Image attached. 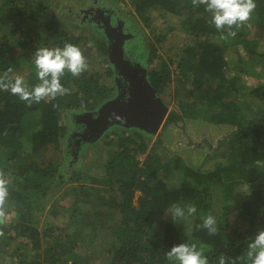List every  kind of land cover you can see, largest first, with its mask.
I'll list each match as a JSON object with an SVG mask.
<instances>
[{"label":"trees","instance_id":"obj_1","mask_svg":"<svg viewBox=\"0 0 264 264\" xmlns=\"http://www.w3.org/2000/svg\"><path fill=\"white\" fill-rule=\"evenodd\" d=\"M57 1L0 0V77L7 74L6 82L10 80L7 72L17 71L25 61L35 72L28 83L31 90L40 83L34 63L36 50L63 48L66 43L77 45L82 39L69 30L64 34V30L52 29L46 34V25L50 24L47 10H52V6H56L54 10L63 8L68 2L62 0V5H58ZM72 1L69 4L77 8L91 4V0ZM255 3L252 19L243 27L233 29L237 35L220 40L221 33L210 23L211 13L203 5L195 7L192 0L134 1L136 11L145 22H150L151 11L163 9L182 16L188 29L199 39L196 46L187 48L179 57L177 80L168 60L162 59L152 69L150 81L159 96L167 104L177 101L179 107L170 113L164 130L176 122L206 117L213 124L235 127V131L220 142L215 157L208 158L216 161L211 170H203L204 164L193 168L183 158H170L157 149L142 159L140 153L147 151L148 142L154 136L140 130L115 128L106 133L103 139L118 130L129 133L113 145L115 150L107 163V179L100 198L107 210L96 211L92 222L94 229L104 230L114 241L108 249L111 264H177L167 259L166 252L181 243L207 247L205 255L209 264H219L222 254L230 260L236 259V264H250L246 258H240L246 252L248 240L264 230V119L252 103L253 99L264 104V87L253 90L249 94L251 100L243 98L247 93L243 76L254 75L255 66L264 62V0H255ZM63 12L62 16L55 17L60 19L55 21V26L62 25L69 16L67 11ZM81 22L78 24L84 26ZM37 26L44 30L37 33ZM20 35L21 47L26 51L18 58L13 55L11 42L14 39L19 42ZM98 45L100 52L108 57L105 40ZM229 51L237 53V60L228 58ZM108 73H114L111 65ZM61 83L70 89V94L33 102L31 106L10 90L0 89V171L8 181V220L0 225L3 232L0 251H7L5 256L10 260L18 254L23 257V252L24 256L27 252L30 256L32 251H37L35 260L29 264H84L75 258V247L80 241L68 229L72 216L61 227L51 224L42 230L38 223L37 227L34 225L46 208L45 203L58 202L63 190L71 182L80 180L76 176L83 167L86 151L75 156L68 150L66 138L70 125L63 123L62 114L70 119L74 111L98 107L113 96L115 88L99 86L97 77H88L85 72L79 77L66 72ZM184 87L189 88L185 95L188 97L197 92L207 94L205 98L189 100L180 94ZM199 103L204 107L200 108ZM208 111L212 113L207 115ZM26 141L32 144L31 155L26 152ZM63 144L67 148L63 162L40 161L47 147L61 149ZM94 145L97 142L87 148ZM173 177H179V186L170 185ZM256 183L250 198L247 189ZM87 201L84 199L82 205ZM173 204L195 205L197 212L175 223L166 214ZM117 214L121 215L119 220H116ZM208 214L216 218L219 227L214 236L198 227ZM233 214L238 215V223L232 221ZM11 248L15 254L10 253Z\"/></svg>","mask_w":264,"mask_h":264},{"label":"rangeland","instance_id":"obj_2","mask_svg":"<svg viewBox=\"0 0 264 264\" xmlns=\"http://www.w3.org/2000/svg\"><path fill=\"white\" fill-rule=\"evenodd\" d=\"M26 1L28 0H24ZM58 0L57 4L62 5ZM68 1L63 8L56 9V6L50 7L52 10H47V15H49L50 24L46 25L48 29L46 34H49L50 30H64L63 33L67 34V30L73 36H82L79 39L76 46L80 47L83 51L84 56L88 62V70L85 73L88 77H97L99 86L105 88H113L114 81L112 75L108 73V68L110 67L109 58L103 55L99 50L98 43L102 41L99 36H94L90 30L84 25L80 26L78 23L84 21L86 16V11L89 5H94L98 0H91V4L88 6H81L77 8V5L69 4L72 0ZM110 6H115L118 10L129 16L132 25L139 29L142 34H144V41L146 50L150 57V67L153 69L155 66L160 64L161 60H168L173 68V77L177 80V74H179L177 67L179 63V57L183 55L187 48H192L198 44L199 39L195 37V34L191 33L187 25L184 23L182 16L167 12L165 10H153L150 13L151 20L149 23L143 20V17L139 15L136 11L134 4L135 0H104ZM73 2V1H72ZM39 2H37V6ZM67 11L68 17L64 19L62 25L55 26L60 19H55L56 16H62L63 11ZM57 21V22H55ZM43 27L37 26V33L43 31ZM36 32V30H34ZM257 30H254L256 32ZM22 35L19 36V42L14 39L11 43L12 49L14 51L13 55L15 57H22L25 54L26 49L21 47L20 40ZM229 59L235 58L237 60V53L229 51L227 53ZM27 64V65H26ZM254 75L243 76L244 83L247 87L246 95L243 96L246 100H251L249 94H252L253 90L259 87H264V62L254 68ZM7 73L10 75V80L14 82L17 76H22L28 86L32 75L35 73L33 71L32 65L23 62L17 69V71L9 70ZM191 81L192 78L189 77ZM216 82L214 81V85ZM189 88L184 87L180 93L182 97L191 100L193 97L205 98L206 94L203 95L202 92L192 93L189 97L186 92ZM264 89V88H263ZM210 96L209 98H211ZM50 99V97L46 98ZM259 101L253 100L255 108L261 114V118L264 119V104H259ZM258 104V105H257ZM170 106V113L172 110H179L177 101H173ZM199 107L203 108L204 105L199 103ZM211 111L207 112L208 114ZM169 113V116H170ZM167 117L163 127L160 132L154 136V138L148 142L149 148L145 153H140L142 159L145 158L146 154L154 149H157L159 153L168 157H181L184 161L193 168H199L204 164L203 170H211L215 165V160H208L209 157H215V150L220 146V142L225 140L228 134L235 131V127L229 125H217L209 122L206 117H197L195 119H188L186 123L180 121L170 124L167 130H164L165 124L168 121ZM62 120L65 125H70V119L66 114H62ZM124 130H118L113 132L111 136L102 139L89 148L83 149V167L78 173L77 177L80 180H75L71 182L64 190L63 194L58 197V202L49 201L50 203H45L46 208L39 213L38 222L34 225L44 230L46 225H51L55 227H61L65 222L67 223L70 216L71 220L68 221L67 225L70 234L79 239L80 244L75 247V258L81 263L90 264H111L112 256L109 254L110 245L114 243L113 239L108 236V233L104 230H99L98 228L92 227V222L94 218V213L98 210H107L101 203L100 198L103 195L102 189L105 187L104 180L107 179V163L110 161L112 153L115 150L114 144L117 143L119 138L129 135V133H124ZM27 142V153L31 155L32 144ZM64 142V141H63ZM96 144V143H95ZM227 147H225L226 149ZM67 148L63 144L61 149H55V147L50 146L43 150L40 161L43 163L61 162L64 161V151ZM37 158V157H36ZM207 158V159H206ZM183 177V176H179ZM179 177H173L169 180V183L173 187L179 186ZM187 182L190 179H185ZM84 186V187H83ZM257 183L251 185L248 190V197L251 198L253 191L256 189ZM83 188V189H82ZM247 192V191H246ZM245 193V192H244ZM65 194V195H64ZM141 193L139 192L138 195ZM80 197V199L78 198ZM31 199H36L33 197ZM88 199V201L82 205L83 200ZM53 204V206H52ZM137 204V201H136ZM14 207V205H12ZM37 208V206H36ZM78 212V214H77ZM12 216V215H11ZM10 216V217H11ZM116 220L121 218V215H116ZM37 220V210L34 214ZM232 221L238 223V215L233 214L231 216ZM85 227H83V226ZM52 227V228H55ZM57 231V230H56ZM205 254L207 252V247L204 246ZM5 252V253H4ZM7 251H0V264H29L31 260H35L37 251H32L29 256L23 257L18 254L14 255V260H10L8 255L5 256ZM11 254H15L14 249L11 248ZM23 264V263H22Z\"/></svg>","mask_w":264,"mask_h":264},{"label":"clouds","instance_id":"obj_3","mask_svg":"<svg viewBox=\"0 0 264 264\" xmlns=\"http://www.w3.org/2000/svg\"><path fill=\"white\" fill-rule=\"evenodd\" d=\"M195 7L205 6V11L211 13L210 23L214 24L217 31L221 33L220 40H228L235 37L237 31L252 19V13L257 5L255 0H192ZM36 74L40 81L29 90L22 76H17L12 82H6L5 77H0V89L18 96L21 101L31 106L33 102L39 103L48 97L64 96L70 94V89L61 83V77L66 72L73 77H79L88 70V62L80 47L66 43L63 48H40L35 52ZM8 181L4 173L0 171V225L8 220L6 203L8 198ZM197 212L195 205L182 207L173 204L166 210L173 221L178 223L187 217L194 216ZM198 227L206 229L209 235H216L219 232L216 218L208 214L203 217V223ZM3 232L0 231V236ZM169 261L177 264H209L204 248L198 247L196 243H181L174 245L166 252ZM250 264H264V230H260L254 237L248 240L247 249L240 259H245ZM219 264H236V259H229L223 254L219 257Z\"/></svg>","mask_w":264,"mask_h":264},{"label":"flooded vegetation","instance_id":"obj_4","mask_svg":"<svg viewBox=\"0 0 264 264\" xmlns=\"http://www.w3.org/2000/svg\"><path fill=\"white\" fill-rule=\"evenodd\" d=\"M86 11L88 12H86V16H83V23L90 31L97 33L105 40L109 61H111L110 48L112 49L114 64L110 62V65L112 68L116 65L117 68L116 71L113 69L112 78L115 91L111 98L119 93L126 98L132 78L140 81L150 80L152 68L150 67V57L146 50L144 35L132 25L128 15L115 6H110L104 0H98L94 5H89ZM96 107L72 112L70 131L66 141L68 150L75 156L89 146L85 142L88 137L89 122L97 120L98 115L95 113L87 114V112L96 110L98 108Z\"/></svg>","mask_w":264,"mask_h":264},{"label":"water","instance_id":"obj_5","mask_svg":"<svg viewBox=\"0 0 264 264\" xmlns=\"http://www.w3.org/2000/svg\"><path fill=\"white\" fill-rule=\"evenodd\" d=\"M110 54V62L114 64L111 48ZM116 68L114 65L115 71ZM127 94L125 98L119 93L96 110L87 112L97 114L98 119L89 122L86 145L99 142L113 128L137 129L152 136L160 132L169 116L170 106L159 96L150 80L132 78Z\"/></svg>","mask_w":264,"mask_h":264}]
</instances>
